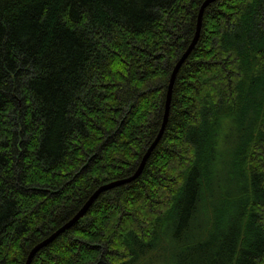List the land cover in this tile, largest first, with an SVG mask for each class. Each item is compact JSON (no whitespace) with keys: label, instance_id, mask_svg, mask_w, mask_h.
Segmentation results:
<instances>
[{"label":"trees","instance_id":"trees-1","mask_svg":"<svg viewBox=\"0 0 264 264\" xmlns=\"http://www.w3.org/2000/svg\"><path fill=\"white\" fill-rule=\"evenodd\" d=\"M203 2L0 0V264H24L98 187L133 175ZM228 119L234 191L214 184ZM199 211L177 264H264V0L205 8L141 174L31 264H141Z\"/></svg>","mask_w":264,"mask_h":264},{"label":"rangeland","instance_id":"rangeland-1","mask_svg":"<svg viewBox=\"0 0 264 264\" xmlns=\"http://www.w3.org/2000/svg\"><path fill=\"white\" fill-rule=\"evenodd\" d=\"M235 124L233 120H225L221 126L216 149V160L214 161V184L228 191H234L238 187L237 174L232 162V152L235 145ZM222 189V188H221ZM221 189H219L221 191ZM202 212H197L190 226H184L178 231L170 229L164 233V243L158 250L148 251V255L141 264H177L175 255L171 250H181L183 245L191 239H195L203 233ZM178 253V252H177ZM149 259V260H147ZM147 260V261H146ZM146 261V262H145ZM145 262V263H144Z\"/></svg>","mask_w":264,"mask_h":264},{"label":"water","instance_id":"water-1","mask_svg":"<svg viewBox=\"0 0 264 264\" xmlns=\"http://www.w3.org/2000/svg\"><path fill=\"white\" fill-rule=\"evenodd\" d=\"M217 0H204V2L201 4L198 14H197V20H196V26H195V32L194 35L187 46L186 50L183 52L177 63L175 64L169 78L168 86H167V91H166V96H165V103H164V113H163V118H162V123L161 127L159 129L158 134L156 135L154 141L151 143L149 148L146 150L145 154L143 155L138 168L136 171L133 173L132 176L122 179V180H115L109 183H105L98 187L93 194L87 199V201L84 203V205L79 209V211L65 224H63L60 228H58L56 231H54L51 235H49L47 238L36 244L29 252L25 263L24 264H31L33 257L35 254L41 250L42 248L46 247L50 243H52L55 239H57L61 234L66 232L69 228H71L75 223H77L80 219H82L88 209L91 207L93 202L96 200V198L103 192L112 190L114 188L120 187L122 185H126L128 183H131L134 181L142 172L144 165L149 158L151 152L159 142L163 131L165 129L167 119H168V114H169V109H170V103H171V97H172V89H173V84L177 75V72L180 68V66L183 64L185 59L188 57L190 52L194 49L195 45L197 44V41L199 39L200 31H201V23H202V15L205 10V8L210 5L211 3L215 2Z\"/></svg>","mask_w":264,"mask_h":264}]
</instances>
